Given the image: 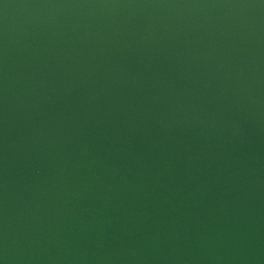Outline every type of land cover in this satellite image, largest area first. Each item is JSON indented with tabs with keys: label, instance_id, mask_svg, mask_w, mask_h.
<instances>
[{
	"label": "water",
	"instance_id": "obj_1",
	"mask_svg": "<svg viewBox=\"0 0 264 264\" xmlns=\"http://www.w3.org/2000/svg\"><path fill=\"white\" fill-rule=\"evenodd\" d=\"M0 264H264V0H0Z\"/></svg>",
	"mask_w": 264,
	"mask_h": 264
}]
</instances>
